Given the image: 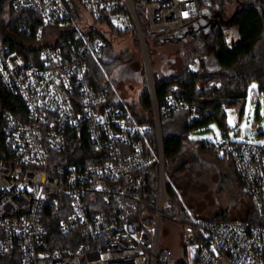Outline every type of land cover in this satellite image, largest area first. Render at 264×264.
Masks as SVG:
<instances>
[{"label":"built area","instance_id":"1","mask_svg":"<svg viewBox=\"0 0 264 264\" xmlns=\"http://www.w3.org/2000/svg\"><path fill=\"white\" fill-rule=\"evenodd\" d=\"M214 1L81 0L80 8L73 0L9 1L10 12L35 13L39 23L29 58L0 42V87L24 108L1 116L0 264H264V134L260 143H236L227 130L205 142L207 153L232 164L258 222L203 220L188 211L183 218L166 191L161 119L187 111L194 121L200 113L172 95L158 107L144 35L173 38L197 24ZM115 33L138 41L149 121L137 120L109 96L106 81L93 79L92 65ZM201 87L219 88L220 81ZM80 133L95 161L62 165L59 154ZM153 170L151 204L142 195ZM49 206L62 213L57 230L66 246L50 242L43 220ZM169 225L179 227L181 256L162 246Z\"/></svg>","mask_w":264,"mask_h":264},{"label":"trees","instance_id":"2","mask_svg":"<svg viewBox=\"0 0 264 264\" xmlns=\"http://www.w3.org/2000/svg\"><path fill=\"white\" fill-rule=\"evenodd\" d=\"M9 1L0 0V14L4 13L6 8L8 14L3 26L4 32L1 42L7 45L11 51L29 58L30 52L34 54L36 52L32 43L39 18L31 12H10ZM232 3L235 4V9L227 16L225 8ZM207 11L219 21L221 20V25L211 29L208 35L201 34L197 37L198 39L196 38L199 48L193 49L188 55L181 56L183 62H181V68L178 71L159 76L157 73H152L154 94L158 107L162 106L165 99L172 95L196 105L200 113V118L194 121L189 120L187 111L170 113L161 119L166 191L173 197L177 196V191L172 186V179L180 175L194 161L197 150H205L206 141L190 139V135L201 131L202 128L211 123L217 124L221 132L229 130L225 109H237L239 107L241 112L243 108L241 105L252 82H255L259 92H264V0H216L212 2ZM21 24H27V28L23 31L19 30ZM26 32H29V35H26ZM144 38L150 59L157 47L165 43L167 36L162 33H145ZM133 40L139 47L134 35ZM109 44L103 53L111 52L112 48ZM119 62V57L103 62L100 56L98 64L92 65L95 82L99 84L106 81L109 96L115 99L116 95L111 91L114 82L111 81L109 75L116 69ZM194 64L196 67L192 68L191 66ZM140 73L142 75L140 82L142 88L138 97L137 108L126 105L137 120L149 121L151 102L147 79L144 69ZM214 79L220 81L219 88L202 89L201 86ZM23 110L21 100L0 87V153L4 147L1 136L2 113L10 112L18 116ZM59 155L63 158L62 165H77L93 163L97 153L91 147L85 134L80 133L74 136L67 149ZM235 175L243 192L238 176L236 173ZM243 194L249 204L247 205V215L240 221L256 223L258 220L253 212L250 199L244 192ZM156 197L157 181L153 170L152 176L147 179L143 187L142 198L154 204ZM178 207L181 217L186 218V210L179 204ZM44 213L43 220L49 229L50 242L57 243L58 246H66V237L60 235L57 230L62 213L52 206L47 207ZM208 220L235 221L224 214L215 215ZM195 263L205 264L201 260H197Z\"/></svg>","mask_w":264,"mask_h":264},{"label":"rangeland","instance_id":"3","mask_svg":"<svg viewBox=\"0 0 264 264\" xmlns=\"http://www.w3.org/2000/svg\"><path fill=\"white\" fill-rule=\"evenodd\" d=\"M76 8L81 7V0H73ZM235 9L232 3L225 8L226 15H230ZM8 18L7 8L0 14V42L3 36L5 22ZM111 45V52L103 53L101 60L108 62L114 57H119V64L109 75L114 86L111 91L117 100L137 108L138 97L142 88L141 71L144 69L139 47L130 33L114 34L106 36ZM198 39V38H197ZM197 39L183 44L164 43L157 47L155 53L150 56L152 73L158 76L163 73L178 71L183 62L181 56L188 55L195 48H199ZM196 67V64L191 66ZM255 85V87H253ZM236 109H225L227 126L231 131L232 140L236 143H260L264 134V92H259L255 82H252L247 90L246 97ZM240 106V107H241ZM143 114V113H142ZM146 115V114H144ZM151 120V115H150ZM238 121L235 125L234 121ZM250 133L246 134L245 130ZM221 133L215 123L202 128L201 131L192 133L190 139L203 141L213 140ZM195 159L177 177L172 179V186L177 191V196L172 199L193 217L208 220L215 215L224 214L235 221L243 219L247 215L246 196L241 191L235 170L227 162H220L203 149L197 150ZM162 246L174 251L175 256H181L183 246L180 239V230L177 226H166L162 232ZM186 258L189 257L185 253Z\"/></svg>","mask_w":264,"mask_h":264},{"label":"flooded vegetation","instance_id":"4","mask_svg":"<svg viewBox=\"0 0 264 264\" xmlns=\"http://www.w3.org/2000/svg\"><path fill=\"white\" fill-rule=\"evenodd\" d=\"M201 20H204L205 22L210 23V26H209L210 29H215L219 25H221V20L219 21L216 17H213L210 13H206V15ZM182 32L187 33V35L185 37L186 39L182 40V38H179V42L177 44H183L184 45L188 41L199 37L201 34H204V30L200 29V30L196 31V28H194V26L190 27L188 29H184ZM172 41H175V39L173 38ZM163 75H168V73H163Z\"/></svg>","mask_w":264,"mask_h":264},{"label":"water","instance_id":"5","mask_svg":"<svg viewBox=\"0 0 264 264\" xmlns=\"http://www.w3.org/2000/svg\"><path fill=\"white\" fill-rule=\"evenodd\" d=\"M113 25L115 26V23H113ZM209 26H210V23H207L204 20H200L197 24L194 25V28H196V31L202 29V30H204V34L208 35L211 31ZM186 35H187V33L177 32L173 36L175 41H172L173 38H168L165 40V43L177 44L179 42V38H182V40H185ZM245 133L246 134L250 133V130L246 129Z\"/></svg>","mask_w":264,"mask_h":264},{"label":"snow or ice","instance_id":"6","mask_svg":"<svg viewBox=\"0 0 264 264\" xmlns=\"http://www.w3.org/2000/svg\"><path fill=\"white\" fill-rule=\"evenodd\" d=\"M253 87H255V85H253ZM262 115H264V111H262V113H261Z\"/></svg>","mask_w":264,"mask_h":264}]
</instances>
